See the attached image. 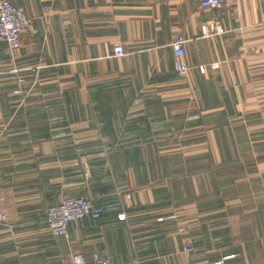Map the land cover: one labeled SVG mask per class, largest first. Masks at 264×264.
<instances>
[{
  "label": "crops",
  "instance_id": "1",
  "mask_svg": "<svg viewBox=\"0 0 264 264\" xmlns=\"http://www.w3.org/2000/svg\"><path fill=\"white\" fill-rule=\"evenodd\" d=\"M9 1L33 22L0 43V264H264V0ZM65 194L104 211L55 236Z\"/></svg>",
  "mask_w": 264,
  "mask_h": 264
},
{
  "label": "built area",
  "instance_id": "2",
  "mask_svg": "<svg viewBox=\"0 0 264 264\" xmlns=\"http://www.w3.org/2000/svg\"><path fill=\"white\" fill-rule=\"evenodd\" d=\"M239 0H202L201 4L205 7L220 8L226 5L236 4ZM32 18L29 17L22 9L16 7L9 0H0V43L8 44L11 58L16 59L15 52L21 46V36L27 32L32 25ZM203 34L213 36L216 34H224L226 29L218 19L211 20L202 26ZM186 39L182 35H178L172 45L176 55V70L184 75L189 69L185 56ZM124 50L122 45L115 46V55L122 56ZM9 73L12 75L19 74V68L11 66ZM19 82L23 79L19 76ZM104 208L96 205L90 198L85 196H73L65 194L60 201L51 206L47 210V222L49 231L55 236L66 235L69 231V225L72 222H77L86 216L98 218L103 213ZM6 215L0 208V231L5 225ZM187 249H191L188 246ZM74 264H86L85 258L81 253L72 255ZM93 264H115L108 257H103L99 254H94Z\"/></svg>",
  "mask_w": 264,
  "mask_h": 264
},
{
  "label": "rangeland",
  "instance_id": "3",
  "mask_svg": "<svg viewBox=\"0 0 264 264\" xmlns=\"http://www.w3.org/2000/svg\"><path fill=\"white\" fill-rule=\"evenodd\" d=\"M9 71V70H8Z\"/></svg>",
  "mask_w": 264,
  "mask_h": 264
}]
</instances>
